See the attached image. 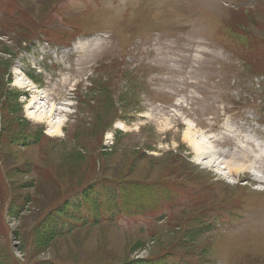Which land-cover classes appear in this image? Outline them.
I'll list each match as a JSON object with an SVG mask.
<instances>
[{
    "label": "rangeland",
    "instance_id": "374dc122",
    "mask_svg": "<svg viewBox=\"0 0 264 264\" xmlns=\"http://www.w3.org/2000/svg\"><path fill=\"white\" fill-rule=\"evenodd\" d=\"M65 1L0 0V264H264V136L222 99L248 61L230 0Z\"/></svg>",
    "mask_w": 264,
    "mask_h": 264
},
{
    "label": "trees",
    "instance_id": "16d2710c",
    "mask_svg": "<svg viewBox=\"0 0 264 264\" xmlns=\"http://www.w3.org/2000/svg\"><path fill=\"white\" fill-rule=\"evenodd\" d=\"M12 103H13V102H12V101H9V100L3 103V104L6 105V107L8 108V109H7L8 112H12V110L15 109V107L13 106Z\"/></svg>",
    "mask_w": 264,
    "mask_h": 264
},
{
    "label": "bare ground",
    "instance_id": "6f19581e",
    "mask_svg": "<svg viewBox=\"0 0 264 264\" xmlns=\"http://www.w3.org/2000/svg\"><path fill=\"white\" fill-rule=\"evenodd\" d=\"M38 97H39V98H41V99H43V97H41V96H38ZM33 101H34V102H36L37 104H39V105H40V103H39V102H37L38 100H37V101H36V100H33ZM34 102H33V104H34ZM36 103H35V104H36ZM39 105H38V106H39ZM43 106H44V105H43ZM43 106H42V107H43ZM53 131H54V130H53ZM53 131L51 132L52 134H54V132H53Z\"/></svg>",
    "mask_w": 264,
    "mask_h": 264
}]
</instances>
